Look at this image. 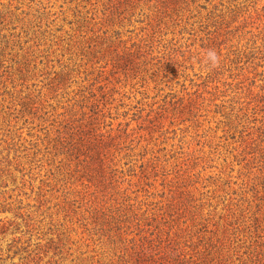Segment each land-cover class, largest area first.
Instances as JSON below:
<instances>
[{
  "label": "rangeland",
  "instance_id": "374dc122",
  "mask_svg": "<svg viewBox=\"0 0 264 264\" xmlns=\"http://www.w3.org/2000/svg\"><path fill=\"white\" fill-rule=\"evenodd\" d=\"M0 264H264V0H0Z\"/></svg>",
  "mask_w": 264,
  "mask_h": 264
},
{
  "label": "clouds",
  "instance_id": "9594fccd",
  "mask_svg": "<svg viewBox=\"0 0 264 264\" xmlns=\"http://www.w3.org/2000/svg\"><path fill=\"white\" fill-rule=\"evenodd\" d=\"M212 59H213V62H215V54L212 53Z\"/></svg>",
  "mask_w": 264,
  "mask_h": 264
}]
</instances>
